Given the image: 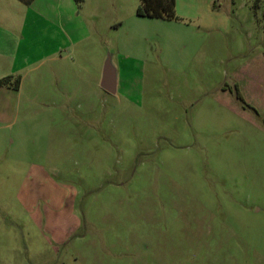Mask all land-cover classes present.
<instances>
[{
    "label": "rangeland",
    "instance_id": "obj_1",
    "mask_svg": "<svg viewBox=\"0 0 264 264\" xmlns=\"http://www.w3.org/2000/svg\"><path fill=\"white\" fill-rule=\"evenodd\" d=\"M174 1L167 20L112 0L124 26L86 49L82 84L45 81L44 64L19 76L0 122V264L50 263L34 219L61 201L80 225L53 264H264V0Z\"/></svg>",
    "mask_w": 264,
    "mask_h": 264
},
{
    "label": "crops",
    "instance_id": "obj_2",
    "mask_svg": "<svg viewBox=\"0 0 264 264\" xmlns=\"http://www.w3.org/2000/svg\"><path fill=\"white\" fill-rule=\"evenodd\" d=\"M113 11L112 0H0V80L9 78L7 85H0V122L11 120L17 113L16 99L23 84L18 90L14 86L24 70L44 64L49 67L45 81L82 84L86 49L98 45L96 37L102 39L114 28L124 26L116 27ZM261 57L264 61V55ZM253 77L264 87V77ZM56 87L53 83L49 86L51 94H55ZM66 87L74 90L70 84ZM51 207L44 206L46 211L34 219L47 233L44 238L49 246V264L55 259L60 262L63 247L75 232L74 223L80 225L74 206L66 211V203L61 201V213L51 211Z\"/></svg>",
    "mask_w": 264,
    "mask_h": 264
},
{
    "label": "trees",
    "instance_id": "obj_3",
    "mask_svg": "<svg viewBox=\"0 0 264 264\" xmlns=\"http://www.w3.org/2000/svg\"><path fill=\"white\" fill-rule=\"evenodd\" d=\"M137 14L141 17H156L167 20L176 18L174 0H141ZM9 78L0 80V85H7ZM21 86V78H17L14 88L18 90ZM237 97L244 102L241 93L237 91Z\"/></svg>",
    "mask_w": 264,
    "mask_h": 264
},
{
    "label": "water",
    "instance_id": "obj_4",
    "mask_svg": "<svg viewBox=\"0 0 264 264\" xmlns=\"http://www.w3.org/2000/svg\"><path fill=\"white\" fill-rule=\"evenodd\" d=\"M118 70L113 62V56L109 55L103 70L101 87L110 94L118 92Z\"/></svg>",
    "mask_w": 264,
    "mask_h": 264
}]
</instances>
